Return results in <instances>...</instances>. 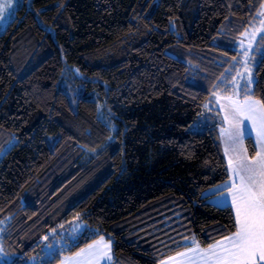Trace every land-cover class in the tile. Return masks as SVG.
Wrapping results in <instances>:
<instances>
[{
	"label": "trees",
	"instance_id": "1",
	"mask_svg": "<svg viewBox=\"0 0 264 264\" xmlns=\"http://www.w3.org/2000/svg\"><path fill=\"white\" fill-rule=\"evenodd\" d=\"M263 5L31 0L17 10L0 34V154L17 139L0 160L13 264L43 255L45 236L79 220L84 233L44 264L103 235L114 264H157L191 238L209 246L235 231L233 208L204 195L229 179L219 127L189 126L224 87ZM256 77L264 101V54ZM83 84L74 109L69 91ZM246 145L253 156L252 137Z\"/></svg>",
	"mask_w": 264,
	"mask_h": 264
},
{
	"label": "snow or ice",
	"instance_id": "2",
	"mask_svg": "<svg viewBox=\"0 0 264 264\" xmlns=\"http://www.w3.org/2000/svg\"><path fill=\"white\" fill-rule=\"evenodd\" d=\"M13 4L14 0H0V21L4 20ZM261 24L264 25V21H261ZM261 30L264 28L257 29ZM261 39L264 40V37ZM252 51L250 42L241 55L243 58H249ZM243 58L240 61L243 71H237L231 80L233 95L223 97L227 104L221 105L226 111L223 119L234 130L221 129L232 145L233 155L228 161L231 176L225 184L218 185L210 193L215 196L218 192H227L228 199L225 202L235 209V231L223 240L210 244L206 249L193 241L195 247H189L184 252H178L175 257H169L175 264H264V101L253 99L250 85L254 81L249 67L250 58ZM236 77H239V80ZM240 80L244 81L243 85ZM241 91L243 99H240ZM214 96L217 94L214 93ZM244 121L251 122L248 128H254L256 131L255 145H258V148L254 146L255 154L251 157L243 147L241 125ZM207 195L209 194H205L206 197ZM4 223V220H0V234L5 230ZM44 239L47 240L48 237L45 236ZM45 248L48 251L41 250L44 256L56 255L52 245H45ZM110 250V242H96L95 245L89 244L87 250L81 249L76 253V257L80 258L79 264H101L106 258L111 259ZM42 259V256L33 257V264ZM5 261L7 264H13L0 240V262ZM162 264H167V261Z\"/></svg>",
	"mask_w": 264,
	"mask_h": 264
},
{
	"label": "rangeland",
	"instance_id": "3",
	"mask_svg": "<svg viewBox=\"0 0 264 264\" xmlns=\"http://www.w3.org/2000/svg\"><path fill=\"white\" fill-rule=\"evenodd\" d=\"M27 3L28 6H30L31 4V0H14V4L12 9L5 15V18L3 21H0V34H2L7 26L15 19L16 15H17V10L24 5V3ZM261 21H264V5L261 7L260 11L258 12V14L256 15L255 19L252 21L251 25L247 28V30L243 33V35L241 36V38L239 39V41L237 42L236 45V49L239 51V56L237 58H235L233 60V62L231 63L225 80L223 81L224 87H219L217 88L216 94L219 97V99H217V96H212L205 104V110L203 115H201L199 117V119H197L195 122H193L190 126L189 129L191 131H206V130H210L212 129L214 126V128H218L217 130V140L220 141L221 143V147H222V151H224L223 146H222V140H223V136H227L226 133L221 132V129H224L226 127V129L228 131H234L230 125L227 123V121H225L223 118L225 116L224 113H219L220 109H219V100L221 99V97H225L228 95H233L232 92V83L231 80L233 77H235V73L237 71H243V68L240 64L241 59L243 58L241 53L243 51V49L248 48L249 43L251 42V46L253 51L249 53V58H250V63H249V67L252 70V76H253V83L250 85L251 90H252V94H253V90H254V86L255 83L257 81V77H256V67L259 64L262 55L264 54V44H263V40L261 39L262 37H264V30L261 31H257V29H262L264 28V25L261 24ZM255 34V35H253ZM249 58H243V59H249ZM77 74L80 76L81 74L79 72H77ZM227 78H231L229 79V81H226ZM237 80H239V77H236ZM241 85H243L244 81L240 80L239 81ZM84 87L85 84L83 85H74L73 87H71V90L69 91V96L72 102V106L74 109L77 108V100L76 98L78 96H80L83 92H84ZM92 94L90 97L97 99V94L95 91L94 92H89V94ZM240 99H243V91H241V95H240ZM253 99L255 100H259L257 98L254 97L253 95ZM102 108V107H101ZM103 111V110H102ZM105 116V112L102 114V117ZM104 120L108 122L109 125H111V127L115 128L114 125H112L111 123H109V120L107 118L104 117ZM223 123V126H222ZM251 122L249 121H244L243 124L241 125V131L243 132V134H246L247 132H249L247 137H251V135H254V142H255V138H256V131L254 128L249 129L248 126L250 125ZM17 139H14L11 143L8 144V146L6 147V149L0 154V160L2 159V157L5 155V153L11 149L14 144H16ZM243 144L245 145V141H243ZM258 145H256L257 147ZM226 147H232L231 145V141L226 140ZM94 154H96L94 152ZM231 176V170L229 169V177ZM229 180V179H228ZM227 180V181H228ZM226 181V182H227ZM226 182L219 184V185H223ZM218 186V185H217ZM212 187L210 189H208L205 194H209L207 195L209 197V201L219 204L221 206H230L226 204L225 200L228 199V194L227 195H219L217 198H215V196L211 195V190L216 188ZM204 194V195H205ZM233 208V207H232ZM234 210V209H233ZM5 223L3 225L4 227V231L2 234H0V240H2L3 242V248L4 250L9 254V258L11 261H13L14 259H16V254H12L11 252L9 253L5 247L4 244V236L5 233L7 231V227L9 222L4 220ZM87 227V224L84 221H75L72 224H70L68 227H63L62 229H60V235L57 236L55 239L52 240V242H49L50 240H45V245H52L56 251V253L64 251L65 248H68L70 246H72V244H75L76 241L78 240V238L84 233L85 229ZM101 238H103V240H101ZM223 240V239H222ZM193 241L197 242L199 244V246L201 248H207L208 246H203L199 243V241L196 238H191L189 239V246L184 249L182 252L186 251L189 247H195V244L193 243ZM96 242H100L101 244L103 243H108L110 242L111 245V250H110V257L111 259H105L103 261H101V264H114V243L113 240L111 238H109L107 235H103L100 237H97L93 240H91L88 244L84 245L83 247H81L80 249H78L75 253L73 254H67V255H61L62 260L59 261L57 264H79V260L80 258L76 257V253L80 252L81 249H88V245L89 244H93L95 245ZM45 245L43 247V250L46 252L48 251L47 248H45ZM72 255V256H71ZM42 256L43 259L39 260L37 262V264H44V262L52 260L54 258V256H44L43 255H39ZM176 256V255H175ZM175 256H171V257H175ZM33 257H37V256H33ZM27 259L26 263L27 264H33L32 258ZM167 261V264H175V261L169 260L168 258H165L164 260L159 261L157 264H162V262ZM0 264H7V262H0Z\"/></svg>",
	"mask_w": 264,
	"mask_h": 264
},
{
	"label": "crops",
	"instance_id": "4",
	"mask_svg": "<svg viewBox=\"0 0 264 264\" xmlns=\"http://www.w3.org/2000/svg\"><path fill=\"white\" fill-rule=\"evenodd\" d=\"M20 1H22V0H20ZM224 104H227V100H225V99H223V97H221V99L219 100V109H220V112H219V113H224V114H226L225 109H224L223 107H221V105H224ZM227 123H228V122H227ZM224 129H226V127H225ZM248 134H249V132H247L246 134H243V141H245V145L243 144V147L247 149V154L250 156V154H249V150H248V147H247V145H246V139L248 138V137H247ZM251 137L254 138V135H251ZM227 138H228L227 136H223L222 146H223V149H224L223 153H224L225 158H226L227 163H228V161H229V157L232 156L233 153H232V151H231V148H232V147H230V148H229V147H226V140H227ZM220 144H221V143H220ZM257 148H258V146H257ZM250 157H251V156H250ZM219 195H227V192H226V191L223 192V193L218 192V193H216L215 198H217ZM226 204L229 205V203H226ZM218 205H219V204H218ZM225 206H226V205H225ZM233 209H234V208H233ZM234 212H235V209H234ZM71 256H72V255H71Z\"/></svg>",
	"mask_w": 264,
	"mask_h": 264
}]
</instances>
